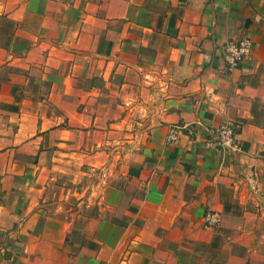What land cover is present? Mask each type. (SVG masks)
I'll return each instance as SVG.
<instances>
[{"label":"crops","instance_id":"obj_1","mask_svg":"<svg viewBox=\"0 0 264 264\" xmlns=\"http://www.w3.org/2000/svg\"><path fill=\"white\" fill-rule=\"evenodd\" d=\"M131 113L137 142L80 157V128ZM224 123L237 151L208 144ZM1 142L0 264H264V0H0Z\"/></svg>","mask_w":264,"mask_h":264},{"label":"rangeland","instance_id":"obj_2","mask_svg":"<svg viewBox=\"0 0 264 264\" xmlns=\"http://www.w3.org/2000/svg\"><path fill=\"white\" fill-rule=\"evenodd\" d=\"M52 69V68H51ZM49 72V71H48ZM62 76L67 77V72L64 71L62 72ZM59 73H55L52 71H50L48 73L49 78H54V75H57ZM68 77H70L68 75ZM70 82V81H69ZM70 87V83L67 87V89H69ZM80 89H84L86 90V88L84 87H79ZM46 94L49 95L51 93V87L50 85L47 86L46 88ZM60 88H56L54 90V92L60 96L61 92H58ZM85 92V91H84ZM63 93V102L62 105L64 108H66V110H70L72 108V104H71V95L70 94H65ZM84 95V94H83ZM51 103V101H50ZM54 103H51V105H47L48 107V111L50 110L51 107H53ZM118 104V103H117ZM123 107V109L126 108V106L128 107V111H131V109H133V104H119ZM34 107H38L37 103L33 104ZM74 106V104H73ZM91 107V105H89ZM118 106V105H117ZM88 104L87 101L84 100L83 102L79 103V107H78V111L80 114L82 113H87V108ZM6 108V107H4ZM11 108V107H10ZM9 108V109H10ZM134 111V110H133ZM88 114V113H87ZM133 113H131V115L128 117V120L126 121V123L124 124V128L123 129H118L117 123L119 122V119H98L96 121V123L94 124V127H92V123L94 120H91V122L87 124V129H79L80 134H79V143H80V150L78 151V154L81 157V154L86 153V145L89 144V151L92 150L93 153H100L101 154V158H106L105 156L110 154L113 155L114 153L117 152L116 151H112L116 148H118V146L122 145V144H127V146H132L133 143L137 142V138H138V134H137V127H136V123L140 122V119L134 117V115H132ZM89 120V119H88ZM34 122V120H32ZM83 121V120H82ZM82 121L80 123H82ZM17 122V121H16ZM56 122H58L54 117L48 119V121L45 123V126H52L54 125ZM68 122H64L60 124L61 127H68L67 125ZM11 124L17 125V123H15V121H11ZM20 125H22V122L20 123ZM82 125V124H80ZM32 126H34L32 124ZM176 132V131H175ZM177 133V132H176ZM25 136L24 135H19L16 139V143H19ZM177 137H178V133H177ZM4 143H0V146H2ZM83 144V146L81 145ZM31 161L32 163L34 161H37L39 159V154L37 153V150H35V152H31ZM82 159H80L81 161ZM103 160V159H102ZM94 166H85L83 165L80 168V173L83 169L84 172L86 171H90V173L92 175H98L101 172V168H103L101 165L102 163L99 161V158L95 160ZM34 172V169H33ZM41 179L42 181H45L47 178V182H49V186L47 188V191H49V195L52 197H57L60 193V189L66 187L65 181L68 175L62 173L61 170H57L56 169H50L49 173H47L46 170H44L43 172H41L39 169L36 171V176L41 175ZM217 212V211H216ZM219 213V212H218Z\"/></svg>","mask_w":264,"mask_h":264},{"label":"built area","instance_id":"obj_3","mask_svg":"<svg viewBox=\"0 0 264 264\" xmlns=\"http://www.w3.org/2000/svg\"><path fill=\"white\" fill-rule=\"evenodd\" d=\"M251 50V42L248 39H241L229 42L224 47L223 59L227 66V70L232 71L236 69L240 63L248 58ZM211 140L208 142L214 148H227L237 151V146L234 145L235 135L232 127L224 123L217 129L210 131ZM177 133L170 131L168 142L173 143L177 139ZM260 157L264 160V149ZM222 223V216L220 213L208 210L203 217V225L207 228H217Z\"/></svg>","mask_w":264,"mask_h":264}]
</instances>
